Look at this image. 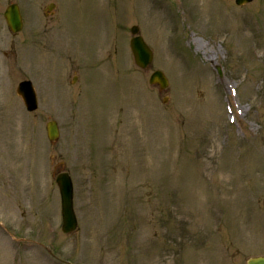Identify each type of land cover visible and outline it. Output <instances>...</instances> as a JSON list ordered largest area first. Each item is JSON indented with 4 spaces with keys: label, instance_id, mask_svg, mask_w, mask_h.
<instances>
[{
    "label": "rangeland",
    "instance_id": "374dc122",
    "mask_svg": "<svg viewBox=\"0 0 264 264\" xmlns=\"http://www.w3.org/2000/svg\"><path fill=\"white\" fill-rule=\"evenodd\" d=\"M21 4L33 44L19 67L7 44L21 34L8 33L0 4V264L264 255V0ZM133 25L153 51L147 69L130 53ZM155 70L165 90L148 84ZM77 75L86 78L75 94ZM22 80L38 94L31 113L15 94ZM51 120L59 143L46 137ZM62 170L73 176L78 221L67 234L54 181ZM9 231L32 242L19 250Z\"/></svg>",
    "mask_w": 264,
    "mask_h": 264
},
{
    "label": "water",
    "instance_id": "95a60500",
    "mask_svg": "<svg viewBox=\"0 0 264 264\" xmlns=\"http://www.w3.org/2000/svg\"><path fill=\"white\" fill-rule=\"evenodd\" d=\"M251 0H236V4H244ZM8 13H5V19L12 31H17L19 28V17L15 7H10ZM136 27L131 28V33H137ZM130 48L134 56L135 63L140 67H145L151 60V52L148 47L143 43L140 37H135L130 41ZM150 83H158L161 88L167 84L166 79L160 71L154 72L149 80ZM24 85H20L17 92L23 96L24 102L28 110L35 108V101L33 96L28 94L24 95L21 90ZM47 133L50 141H54L57 137V130L53 123L47 125ZM59 191L61 194V213H62V231L69 232L75 227V219L72 211V187L69 178L65 174H61L56 179ZM246 264H264V257L251 258Z\"/></svg>",
    "mask_w": 264,
    "mask_h": 264
},
{
    "label": "bare ground",
    "instance_id": "6f19581e",
    "mask_svg": "<svg viewBox=\"0 0 264 264\" xmlns=\"http://www.w3.org/2000/svg\"><path fill=\"white\" fill-rule=\"evenodd\" d=\"M195 42H196V41H195ZM197 44H198V45H197L198 49L201 50V49H202V44H201L199 41H197ZM258 54H259V53H258ZM259 55H260V54H259Z\"/></svg>",
    "mask_w": 264,
    "mask_h": 264
}]
</instances>
